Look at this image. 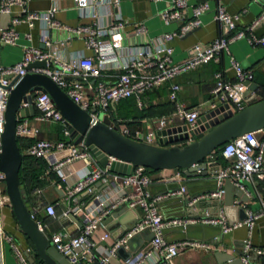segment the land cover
Here are the masks:
<instances>
[{"label": "built area", "instance_id": "obj_1", "mask_svg": "<svg viewBox=\"0 0 264 264\" xmlns=\"http://www.w3.org/2000/svg\"><path fill=\"white\" fill-rule=\"evenodd\" d=\"M59 1L52 0L48 10L30 11L28 9L30 0H0V16H9V27L5 30L0 29V44L15 46L19 34L14 30V26L23 24L29 29L38 25L41 30L61 36L59 39H53L50 36L44 42L43 49L31 45L24 46L18 62L9 66L0 65V155L4 116L10 90L28 73L42 74L50 78L71 101L89 114L91 126L101 121L102 116L108 115L110 107L115 103L127 98H135L141 106L142 95L169 84L168 99L175 104L174 117L160 118L154 130H148L146 134L136 132L131 139L154 145L156 132H161L165 127L174 124L176 119L181 125L186 126V131L182 134H187V139L175 145L184 146L195 139L199 131L197 121L201 114L196 109H189L178 103L177 96L180 88L173 81L178 76L200 66L217 62L221 54H229V46L236 41H245L252 47H264V35H256L257 27L264 22V4L259 15L243 28L237 27L238 15L228 14L225 8L219 5L213 20L220 25L222 35L207 45H195L188 59L175 64L171 59L173 49L168 43L175 38L185 36L201 25L200 17L209 10L207 2L191 7V18L185 20L183 11L188 7L187 0H171L168 8L159 14V18L164 25L179 23L177 32L164 34L154 41L149 40L126 47L124 30L128 22L118 12L121 0H72L82 16L92 19L91 24L76 27L61 24L55 19V14L59 10ZM100 9L107 10L109 13L110 19L105 24L100 21L98 14ZM134 36L138 39L145 37V27L139 24L134 29ZM24 38L27 42H31L30 33L24 34ZM77 38L83 39L85 49L90 51L92 56L77 54L71 59H64L61 55L62 48L67 42ZM105 39H110L108 47L102 46V41ZM36 62H43L45 68L28 70V66ZM229 63L234 79L226 80L220 72L213 75L214 85L210 91L209 112L215 110L218 104L221 106L228 104L229 110L235 112L241 110L248 100L246 93L248 84L253 81L252 71L241 67L232 57L229 58ZM112 71H117L118 74L109 75ZM107 78H113L112 82H106ZM32 105L37 112V120L65 124L62 115L47 93L38 92ZM28 107V103L20 105V109ZM25 123V120H18L17 138L29 133ZM119 132L127 137L129 135L127 130ZM63 134L69 137L66 128ZM54 152L66 154L62 160L50 168L65 187L64 205L67 210L63 211L62 215L73 219L79 218L80 228L77 235L57 233L53 234L49 241L70 264H170V261L179 256L182 251H210L218 237H214L212 242L196 239L175 242L165 240V230L182 228L184 231L186 227L195 225L217 227L221 235L244 228L246 236L242 239L239 249L242 253L239 257L240 263L264 264V248L255 247L251 242L256 222L261 218L264 219V198L258 197L257 211L246 208V203L235 201L232 206L242 208L245 218L233 223H229L223 208L216 216L164 218L158 204L166 198L182 197L186 193L185 184L181 180L183 173L181 170H177L175 174L179 185L178 191L163 196H153L149 191L152 179L145 168L132 166L133 170L127 176L112 173L109 165L101 167L98 164L83 143L74 145L69 140L35 141L26 148L25 154L33 159L42 160ZM220 155L225 160V164L214 176L215 190L193 199L190 205L197 201H221L225 195V181L242 191L248 201L250 195L246 191V184L253 185L255 178L264 180V130L248 132L225 143ZM112 160L110 159L109 163ZM76 163L81 164L78 171L71 173L66 171V166ZM97 183L100 186L105 184L110 187L114 192L111 195L112 198L105 197L103 188L99 189L100 186L97 187ZM80 194L91 197L90 205L81 207L78 203ZM3 206L10 208L5 193V174L0 171V209ZM60 206L61 204L58 203L44 204L31 211L35 220L40 210L55 219L56 209ZM121 206L126 210L138 212V218L128 230L122 232L112 242L104 255L100 242L110 238L104 221ZM39 227L43 230L40 224ZM146 230L153 236L143 248L131 253L126 260L114 261L119 249L122 248L128 252L129 240ZM99 231L101 234L97 236ZM5 240L11 246L16 264H30L26 254L30 255L31 248H21L11 236H5Z\"/></svg>", "mask_w": 264, "mask_h": 264}, {"label": "crops", "instance_id": "obj_2", "mask_svg": "<svg viewBox=\"0 0 264 264\" xmlns=\"http://www.w3.org/2000/svg\"><path fill=\"white\" fill-rule=\"evenodd\" d=\"M171 0H121L119 6V13L124 20H127L128 24L124 30V45L126 47L145 43L147 41H154L167 33H175L179 28V23H172L164 25L159 14L168 8ZM207 2L209 10L200 17L201 25L191 30L188 34L181 38H175L168 45L173 49L172 62L180 63L190 57V51L195 45H207L222 35V29L218 23L213 20V16L216 8L220 5L225 8V11L230 15H238L237 27L243 28L251 23L260 13L264 0H187V9L183 11L185 20L191 18V7L201 3ZM52 5V0H30L28 9L30 11H45ZM59 10L55 14V19L64 25L70 27H76L78 25H89L92 23V19L82 16L75 8L72 0H60L58 2ZM101 23L105 24L109 21V13L107 10H98ZM143 25L146 30V36L140 39L134 36V29L138 25ZM14 30L19 34V39L15 46H6L0 44V65L9 66L21 59L22 50L24 46L31 45L34 47L44 48V42L51 36L53 39H59L61 36L54 32L41 30L38 25L33 29H29L26 25L14 26ZM31 34V42H27L24 38V34ZM256 35H264V22L261 23L256 29ZM110 39L102 41V46L109 45ZM41 48V49H43ZM77 54H83L86 57L92 56V53L85 49L83 39H74L67 42L61 50V55L64 59H71ZM234 58L244 69L251 70L253 73L252 83L257 85V89L254 92L258 97L264 98V47H252L245 41H236L229 46V54H221L217 62H210L206 65L178 76L173 82L176 83L180 90L177 96L178 103L183 104L189 109H196L200 112L201 116L209 112L208 102L210 100V91L214 85L213 75L217 72L223 74L226 80H233L234 73L230 68L229 58ZM119 62H121L119 60ZM117 71L109 72V75H116ZM113 78H107L106 82L111 83ZM168 87L169 84H165L151 92H148L140 97L141 106L138 105L137 99L134 100L133 107L122 109L123 112H128L127 119H120L114 116L116 112L115 103L111 106L110 113L114 116L111 121L119 131L127 130L129 132L128 137L132 138L136 132L145 133L148 130H154L157 120L163 117H174L175 104L168 99ZM249 91V90H248ZM252 95V93L250 94ZM221 106V104H218ZM109 116V113H108ZM37 112L33 117L23 119L26 121L25 126L29 131L20 139V148L22 155H26V148L35 141L49 140L58 141L61 140L58 124L52 122L39 121L36 119ZM181 126V123L175 119L174 124L165 127L177 128ZM156 132L154 138V145H159V136ZM259 136V134H257ZM64 136V134H63ZM65 137V140H69V137ZM65 153H51L46 158L40 160L37 165L32 163L36 173L38 174V185L29 189L28 206L30 209L38 208L44 204H64V185L60 182L57 176L50 170V168L57 162L65 157ZM27 156V155H26ZM214 164L216 167H222L225 160L222 162L216 160L213 154L208 161ZM264 167V160H263ZM81 168L80 163L66 166V171L76 172ZM177 170L173 171H159L150 175L152 179V190L155 195H163V190L167 188V192L173 189L175 184H178L175 178ZM181 180L184 184H190L192 181L181 175ZM254 184H246V191H248L250 198L246 202V208L257 211L259 209L258 197L264 198V180L255 178ZM169 187V188H168ZM103 188V195L105 197H111L114 193L110 187L103 184L99 187ZM209 185H191L187 189L186 197L191 200L199 198V196L206 192ZM98 189V190H99ZM60 191L63 195L60 194ZM243 197L246 198L244 195ZM78 203L81 207L90 205L91 197L86 194H80L78 196ZM169 199V198H166ZM164 199V200H166ZM110 200V199H109ZM223 200L221 201H197L190 206H180L179 203L164 204L159 207L160 213L165 218L173 217H194L202 218L206 215L216 216L223 208ZM242 198L237 196L233 197L232 205L235 201H241ZM200 203L199 208H195L194 205ZM235 207V206H233ZM239 208V207H235ZM1 209L3 213H1ZM0 209V235L2 242L1 250V264H16L11 246L5 240V236H11L14 242L21 248L29 247L28 241L25 236L20 232L18 225L13 217L11 209L7 206H3ZM63 210L59 207L56 209V218L49 217L43 210H40L36 215V220L42 227L44 233L50 239L53 234L64 233L69 236L78 234L80 228L79 218H69L62 215ZM183 215V216H182ZM138 218V212L126 210V212L114 219L106 227L110 234V238L106 241H101L100 245L103 246V254L106 255V249L116 240L122 233L123 228L132 226ZM234 218H239L238 213H234ZM216 227L208 226H191V228L184 233L180 230L170 229L164 236L167 240L177 241L178 239L191 237V238H205L211 233V229ZM215 230V229H214ZM101 234L98 232L97 236ZM246 236V231L241 228L230 234L221 235L218 237L217 242L212 245L213 248L209 252L210 260L216 264L223 263L215 257L216 253L232 254L235 251H239L242 239ZM212 242V239L206 240ZM251 242L253 246L258 248H264V219L261 218L256 222L254 231L252 232ZM30 248V247H29ZM196 251H182L179 256L170 261V264H202L201 255H196ZM30 255H34L32 250ZM124 253L117 254L114 261H123ZM34 259V258H33ZM35 262V260H34ZM36 263V262H35ZM38 264V263H36Z\"/></svg>", "mask_w": 264, "mask_h": 264}, {"label": "water", "instance_id": "obj_3", "mask_svg": "<svg viewBox=\"0 0 264 264\" xmlns=\"http://www.w3.org/2000/svg\"><path fill=\"white\" fill-rule=\"evenodd\" d=\"M8 19L9 16L7 15L0 16V29L5 30L9 27ZM34 68H45V64L36 62L28 66V70ZM256 89V84L252 82L248 84L249 91L246 93L248 100L241 110L232 112L229 110V105L225 104L202 115L197 121L199 131L191 143L184 146L175 145L177 142L187 139V134H182L186 131V126L181 125L177 128H167L158 132L159 145L155 146L124 136L117 130L108 115L102 116L101 121L91 126L89 114L71 101L50 78L42 74L28 73L25 75L10 90L6 105L5 123L1 136L0 171L5 174V193L13 217L20 232L31 243L40 262L43 264H70L66 258L56 251L44 231L40 229L28 206L27 195L19 178L23 155L17 144L16 125L18 120L34 116L35 109L32 102L38 92L47 93L52 99L56 109L65 121L64 126L68 131L70 141L74 145L83 143L101 167L109 165L110 172L125 176L131 174L132 166H141L151 171L181 170L185 178L192 181L190 184H185L186 192L191 185H209L208 190L200 195L202 196L215 190L216 181L214 176L220 169L219 166L216 167L208 162L211 156L225 143L245 133L264 130V99L254 94ZM251 93L252 95H250ZM21 103H28L29 107L20 109ZM110 159L113 160L109 163ZM96 186L99 187L100 184L97 183ZM163 188V195H166L178 191L179 185L175 184L173 189L168 192L167 188ZM224 190L223 210L226 218L229 223L242 221L245 218L244 211L242 208L232 206L233 197L242 198V203H246L247 198L243 197V192L234 188L228 181H225ZM149 191L151 195H155L152 187ZM60 194L63 195L61 191ZM191 201V198L186 197L185 193L182 197L174 196L162 200L158 207L170 203H179L182 207L190 206ZM210 202L208 201V203ZM194 207L199 208L200 203H197ZM60 208L63 211L67 210L64 204H61ZM125 212L126 208L123 206L115 209L104 221V225L111 223ZM234 213H238L239 218H234ZM130 227L123 228L122 232ZM190 228L191 226L186 227L184 233ZM175 229L183 232L182 228ZM214 229H211V233L203 239L186 237L180 240L196 239L206 241L219 237L220 229L217 227ZM167 231L168 229L164 231V234ZM152 236V233L147 230L135 235L128 242L129 251L126 252L121 248L117 251V254L124 253L123 260L128 259L131 253L143 248ZM165 240L175 242L166 238ZM1 250L2 242L0 238V264ZM26 256L30 264H36L33 259L34 255L26 254ZM240 256H242L240 251H235L232 254H215L218 260L220 258V261L227 264H241Z\"/></svg>", "mask_w": 264, "mask_h": 264}, {"label": "trees", "instance_id": "obj_4", "mask_svg": "<svg viewBox=\"0 0 264 264\" xmlns=\"http://www.w3.org/2000/svg\"><path fill=\"white\" fill-rule=\"evenodd\" d=\"M261 99H264V98H261ZM133 104H134V100L132 98H127V99H124V100L117 102V104L115 106L116 112L114 113V116L117 115V117H119L120 119H127L128 118V112H125V111L123 112L122 109H125L126 107L131 108V107H133ZM110 111H111V108L109 109L108 113H109V118L113 120L114 116H112ZM17 144H18L19 150L21 152L20 139H18V138H17ZM222 147L214 153L216 160L219 162L223 161V158L220 155ZM39 161L40 160H36V159H33L29 156L23 155L22 164H21V167L19 170V178H20L21 186L25 190V193L27 195L28 200H29V189L32 187H35L39 184L38 183V174L36 173V169H34L32 167V166H34L32 163H34V164L36 163L37 165H39V163H38ZM224 164H225V162H224ZM146 172H147V174L151 175V174L159 172V171H151L149 169H146ZM28 244H29V247L34 251L32 245L29 241H28ZM34 260L38 264L41 263L40 260L38 259V257L35 255V253H34Z\"/></svg>", "mask_w": 264, "mask_h": 264}, {"label": "rangeland", "instance_id": "obj_5", "mask_svg": "<svg viewBox=\"0 0 264 264\" xmlns=\"http://www.w3.org/2000/svg\"><path fill=\"white\" fill-rule=\"evenodd\" d=\"M208 106H209V102H208ZM57 124H58V131H59L60 138H61V140H65V137L63 136V131L65 129V126L61 123H57ZM1 213H3L2 209H1ZM209 252L210 251H196L195 254L199 255V256L201 255L202 264H216L210 260V257H208Z\"/></svg>", "mask_w": 264, "mask_h": 264}]
</instances>
